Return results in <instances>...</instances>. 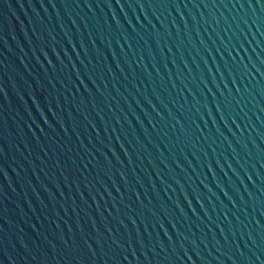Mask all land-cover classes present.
<instances>
[{"label":"water","instance_id":"95a60500","mask_svg":"<svg viewBox=\"0 0 264 264\" xmlns=\"http://www.w3.org/2000/svg\"><path fill=\"white\" fill-rule=\"evenodd\" d=\"M0 264H264V0H0Z\"/></svg>","mask_w":264,"mask_h":264}]
</instances>
